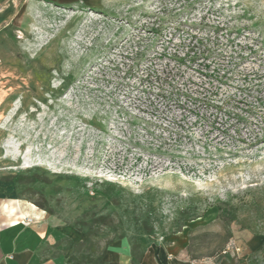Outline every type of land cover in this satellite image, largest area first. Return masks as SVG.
Listing matches in <instances>:
<instances>
[{
    "label": "rangeland",
    "instance_id": "1",
    "mask_svg": "<svg viewBox=\"0 0 264 264\" xmlns=\"http://www.w3.org/2000/svg\"><path fill=\"white\" fill-rule=\"evenodd\" d=\"M92 4L0 26V177L71 264H264V0Z\"/></svg>",
    "mask_w": 264,
    "mask_h": 264
},
{
    "label": "crops",
    "instance_id": "2",
    "mask_svg": "<svg viewBox=\"0 0 264 264\" xmlns=\"http://www.w3.org/2000/svg\"><path fill=\"white\" fill-rule=\"evenodd\" d=\"M47 4L70 5L92 0H0V26L16 23L18 18L29 23V8ZM29 217L33 218L28 221ZM67 227L44 217L41 211L29 207V202L18 197L13 183L0 177V264H68L66 250ZM247 241L251 250L261 248L262 240ZM261 246V247H260ZM264 248V247H263ZM255 249V250H256ZM103 264H131L122 253ZM139 264H187L183 260L165 259L162 252L145 253ZM218 264H248L245 260H220Z\"/></svg>",
    "mask_w": 264,
    "mask_h": 264
},
{
    "label": "trees",
    "instance_id": "3",
    "mask_svg": "<svg viewBox=\"0 0 264 264\" xmlns=\"http://www.w3.org/2000/svg\"><path fill=\"white\" fill-rule=\"evenodd\" d=\"M68 264H71L73 262V257L70 255L67 259Z\"/></svg>",
    "mask_w": 264,
    "mask_h": 264
},
{
    "label": "built area",
    "instance_id": "4",
    "mask_svg": "<svg viewBox=\"0 0 264 264\" xmlns=\"http://www.w3.org/2000/svg\"><path fill=\"white\" fill-rule=\"evenodd\" d=\"M32 219H33V218L29 217L28 221L30 222V221H32Z\"/></svg>",
    "mask_w": 264,
    "mask_h": 264
}]
</instances>
